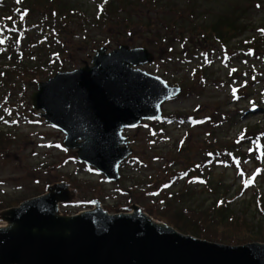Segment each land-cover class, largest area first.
I'll use <instances>...</instances> for the list:
<instances>
[{
	"label": "rangeland",
	"instance_id": "obj_1",
	"mask_svg": "<svg viewBox=\"0 0 264 264\" xmlns=\"http://www.w3.org/2000/svg\"><path fill=\"white\" fill-rule=\"evenodd\" d=\"M20 1L0 0V6ZM69 1L87 12V24L73 18L75 24L66 27L61 39L67 50L58 54L59 61L51 73L40 67L35 70V79L12 75L6 80L13 83L0 87V130L11 134L3 136L1 142L5 143L0 144V210L40 195L47 186L61 181L77 190L75 200L60 204L64 214L90 209L98 200L112 214L125 212L136 203L159 220L161 216L157 214L165 215L161 217L163 221L195 224L194 215L193 220L185 217L182 207L210 210L218 198L224 197L218 206L229 204L245 221L235 227L210 221L203 232L223 239L220 243L225 244H231L225 240L236 237L246 238L245 243L264 242L259 238L264 236V213L255 197L264 195V140L253 139L256 134L264 135V46L256 43L264 38V0H159L157 6L144 2L132 11H138L143 18H136L138 25L131 29L95 24L96 7L106 0ZM235 9L238 29L220 27L227 32L224 42L204 36L203 33L210 35L200 24L210 31L218 18ZM162 10L177 14L186 29L182 36L173 33L168 41L172 45L157 39L168 36L165 19L159 13ZM37 15L33 11L26 16L34 22ZM223 19L226 23L225 16ZM13 26L19 28L20 24ZM8 30V22L0 16V66L7 63ZM120 44L147 48L154 54V61L140 68L183 90L162 104L161 119L145 120L124 131L134 153L120 165V180L110 182L95 168L79 161L74 150L63 146L65 134L32 108L30 97L39 82L90 64L95 54L93 45L98 47L95 50L105 46L111 51ZM179 113L195 118L181 121L170 117ZM208 115L213 117L209 123ZM217 119H222L220 131L210 125H218L214 122ZM218 141L233 147L236 154L244 153L239 164L218 163L212 169L211 187L215 184L220 194L210 191L206 179L190 169L208 158L213 145L210 143L218 145ZM185 168L189 170L183 171ZM167 180L170 185L163 183ZM187 187L189 191L183 195L179 189ZM170 192L181 193L182 201H174ZM1 225L4 222L0 220Z\"/></svg>",
	"mask_w": 264,
	"mask_h": 264
},
{
	"label": "water",
	"instance_id": "obj_2",
	"mask_svg": "<svg viewBox=\"0 0 264 264\" xmlns=\"http://www.w3.org/2000/svg\"><path fill=\"white\" fill-rule=\"evenodd\" d=\"M144 47L96 50L90 64L61 71L37 85L32 108L64 134L63 146L110 182L134 149L124 135L163 117L162 104L182 92L140 66L154 61ZM67 181L0 210V264H264V242L225 244L179 231L134 203L109 213L98 200L64 214L75 200Z\"/></svg>",
	"mask_w": 264,
	"mask_h": 264
},
{
	"label": "trees",
	"instance_id": "obj_3",
	"mask_svg": "<svg viewBox=\"0 0 264 264\" xmlns=\"http://www.w3.org/2000/svg\"><path fill=\"white\" fill-rule=\"evenodd\" d=\"M144 2H149L156 6L159 5V0H106V2L100 1L96 7L97 17L95 18V24L104 23V25H109L110 27H115V25H117L118 29H121L122 26L123 29H131L135 27V25H138V20L136 18L141 17L138 11L134 13H132V11H134L136 7H139L140 4H143ZM33 11L37 12L38 15L37 19L34 22H31L30 16L28 17L26 15L30 14ZM159 13H161V16H163V18L165 19V21H162L168 25L167 26L164 24L165 28L167 29L166 33L168 36H164V41L161 39V36H157V39L159 38L158 41L167 42L169 44L170 42L168 41H171L172 38L170 37L174 32L178 33L179 36L186 34V29H184V26L180 24L177 14L170 15V12H166V10H162ZM133 14L135 16H133ZM0 16L9 24V30L7 31L9 42L6 44L8 54L5 57L7 63L3 64V66L5 67L0 66L1 89L4 86L11 85L12 81H8L6 80V78L12 75L14 77L26 76L25 78L35 79V70H39L40 67H45V70H47L48 73H51V68H54L55 62L59 61L58 54H61V52L63 53L64 50H67L65 48L64 41H62L61 39L64 31H67L66 27L70 26L71 24H75L73 18L82 19L83 21L88 18L87 12L82 7H79L69 0H21L17 4H3L0 6ZM224 16L226 17V23L223 19ZM224 16L217 19V23L214 24V27H211L210 31L207 29L206 25H199V27H203L205 32H208V34L210 35L208 36L203 33L206 38L210 39V37H214V40L224 42L223 40H225L224 37H226L227 32H222L220 30V27L227 26L232 29L231 31H236L238 29L236 27L237 21L236 19H234V17H236V9L229 15ZM18 23L20 24L19 28H14L13 24L16 25ZM27 24L29 25V27L26 26ZM84 24L87 23H85L84 21ZM262 37H264V35ZM256 43L258 45L260 43H263L262 45L264 46V38L263 40H256ZM91 48L93 51H96L95 49L98 47L96 45H93ZM4 91L5 89H3V92ZM214 112L218 114L217 110H215ZM179 114L180 115L175 116L171 114L170 117H174L175 119L181 121H188L190 118H195V116H188V113ZM207 120L208 123L211 122L210 120H213L212 115H208ZM221 121L222 119H217L214 121L217 122L218 125L210 123L212 129L217 131L222 130V128L220 127L222 126V123H220ZM212 135H214L213 131H211L210 136ZM3 136L7 138L11 136V134L0 130V144L5 143L1 142ZM253 139L254 141H260V139L261 141H263L264 135L259 136L258 134H256V136H253ZM210 144H213L210 146L212 150H210L211 152L207 153H210L211 155L208 158H206V156L204 155L206 159L203 161L201 159L196 164H194L193 167L198 166L196 167V169H190L196 172L199 176L206 179L205 184L210 191L214 190L217 194H220V188L216 189L214 182V187H211L212 169L216 167L218 163H227L232 165V163L236 162L234 164H239V159L240 157H243L244 153L242 152L243 154H236L234 148L229 147L223 141H218V145H216L214 142H211ZM127 160H129V158ZM204 166H207L206 170L204 169ZM188 170V168H185L183 171ZM168 180L173 181L175 179L169 178ZM168 180L164 181L163 183L170 185V181ZM180 190L183 195H185V193L189 191L188 187L184 190L180 188L179 191ZM192 193L194 194V192ZM180 194L177 195V193L175 194L170 192L171 197H175L173 199L174 201L179 200L181 197H183L180 196ZM255 197L257 199L260 211L264 213V195H260L259 198L257 196ZM224 199V197L218 198L217 201L213 203L212 209L210 210L203 209L201 207H194L190 208L189 210L188 208L182 207V212H186H183L185 217L187 216L188 218L192 219L194 215L195 224L179 223L174 221H168V223L186 234H192L194 236L210 241L221 240L216 236L206 234L205 232H203L202 228H205L206 225H209L210 221L217 222L221 225H225L222 223L226 222L234 227L240 224V222L245 221L241 216L237 215V213H235L230 208L228 199L227 201H225L228 205L223 206V203H221L220 205L222 206H218L219 201ZM180 200L182 201V199ZM183 202L186 203V201ZM167 205L169 206L170 204ZM11 206L14 205H10L8 207ZM147 212L153 216V213L151 211ZM156 216L164 217L165 215L157 214ZM161 217L160 219L163 220V218ZM259 238L264 241V236ZM222 240L219 242H224V240ZM245 240L247 239L236 237L230 239V241L225 240V242L231 244H242L245 243Z\"/></svg>",
	"mask_w": 264,
	"mask_h": 264
},
{
	"label": "snow or ice",
	"instance_id": "obj_4",
	"mask_svg": "<svg viewBox=\"0 0 264 264\" xmlns=\"http://www.w3.org/2000/svg\"><path fill=\"white\" fill-rule=\"evenodd\" d=\"M235 91V90H234Z\"/></svg>",
	"mask_w": 264,
	"mask_h": 264
}]
</instances>
